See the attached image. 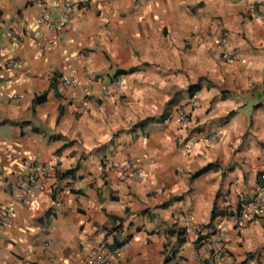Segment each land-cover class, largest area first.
Instances as JSON below:
<instances>
[{
	"label": "crops",
	"instance_id": "crops-1",
	"mask_svg": "<svg viewBox=\"0 0 264 264\" xmlns=\"http://www.w3.org/2000/svg\"><path fill=\"white\" fill-rule=\"evenodd\" d=\"M65 1L48 30L40 12ZM69 75L87 94L57 83ZM27 161L53 165L20 203ZM256 196L264 0H0V262L85 264L102 244L109 264H264V215L234 229Z\"/></svg>",
	"mask_w": 264,
	"mask_h": 264
},
{
	"label": "built area",
	"instance_id": "built-area-1",
	"mask_svg": "<svg viewBox=\"0 0 264 264\" xmlns=\"http://www.w3.org/2000/svg\"><path fill=\"white\" fill-rule=\"evenodd\" d=\"M72 5L73 3L71 1H65L62 4L61 12L58 16L55 18H52L49 11L45 8L42 12L39 14V21L41 24H43L48 30H55L57 28L62 27L67 19L69 18L70 13L72 12ZM258 18H261L262 15H257ZM35 35L38 36V39H41L39 31L35 32ZM14 68H22L23 64L15 60L11 64ZM61 86H67V87H78L81 86L82 91L84 94H87L88 88L86 86H83L80 84V81L73 77L72 75H69L65 78L60 79L57 82ZM120 77L115 76L114 80L111 82L110 87L108 89L104 88L101 90V97H106L109 92L111 91H117L120 88ZM190 106L193 105V102L189 103ZM175 119L178 121L179 124H183L186 120V112L184 109L177 110L175 114ZM215 136V135H213ZM209 137V136H208ZM53 162H45V163H38L33 164L29 161L24 163V166L29 171L25 173L24 177L19 181L18 187L20 189L24 190V196L19 195L16 197V200L20 203H26L28 201V197L31 195V191L29 188L32 189H39V184L37 182V170H48L52 168ZM118 171L122 174H130L132 176H138L139 171L137 168H135L133 161L131 159H127L123 161L121 164L118 165ZM7 219L0 221L1 226H5L11 222V211L8 209L7 211ZM264 215V199L261 196H256L252 199L247 205V210L238 216L237 220L234 224V229L238 230L240 228V225L243 223V221L246 218H256ZM223 232L221 230H214L212 240L209 241L208 248L209 252L207 255V258L210 261H216L218 260L223 251ZM109 258L106 255V252L104 251V245H99L87 258V261L85 264H109ZM0 264H9L8 262H0Z\"/></svg>",
	"mask_w": 264,
	"mask_h": 264
},
{
	"label": "trees",
	"instance_id": "trees-1",
	"mask_svg": "<svg viewBox=\"0 0 264 264\" xmlns=\"http://www.w3.org/2000/svg\"><path fill=\"white\" fill-rule=\"evenodd\" d=\"M198 89V84H191L187 87V92L191 95L194 91H196ZM211 166L209 165L208 168H210ZM72 173V170H66L64 172L59 173L57 176L58 177H62L65 175H70ZM215 216L214 210L211 211V215L210 218L213 219ZM210 225L207 224V227H209ZM175 231V235L177 237V239H181V237L183 236V234L185 233L184 230H180V229H174ZM119 244H115V245H111V247L116 248ZM110 249V248H109ZM166 259V258H165Z\"/></svg>",
	"mask_w": 264,
	"mask_h": 264
}]
</instances>
